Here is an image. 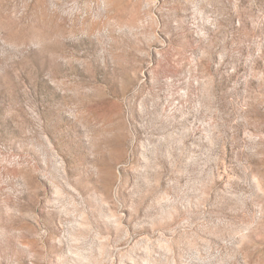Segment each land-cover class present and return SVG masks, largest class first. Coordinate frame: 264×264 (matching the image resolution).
<instances>
[{"label":"rangeland","instance_id":"374dc122","mask_svg":"<svg viewBox=\"0 0 264 264\" xmlns=\"http://www.w3.org/2000/svg\"><path fill=\"white\" fill-rule=\"evenodd\" d=\"M0 264H264V0H0Z\"/></svg>","mask_w":264,"mask_h":264}]
</instances>
